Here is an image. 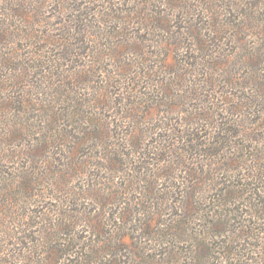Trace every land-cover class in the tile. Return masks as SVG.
Here are the masks:
<instances>
[{
  "label": "rangeland",
  "instance_id": "374dc122",
  "mask_svg": "<svg viewBox=\"0 0 264 264\" xmlns=\"http://www.w3.org/2000/svg\"><path fill=\"white\" fill-rule=\"evenodd\" d=\"M261 166L264 0H0V264H199L236 222L258 245L250 195L234 223L209 197L263 198Z\"/></svg>",
  "mask_w": 264,
  "mask_h": 264
},
{
  "label": "trees",
  "instance_id": "16d2710c",
  "mask_svg": "<svg viewBox=\"0 0 264 264\" xmlns=\"http://www.w3.org/2000/svg\"><path fill=\"white\" fill-rule=\"evenodd\" d=\"M210 127H213V126L210 125ZM215 129L217 130V134H219V132H223V134H226V132L229 131V129L226 128V127L225 128H219V127L216 128L215 127ZM218 137L219 136H216L215 137L216 140L213 138V140L211 142H209V143H206V141L201 142V143H196L197 142V138H191V139H187V140L185 139L186 142H185L184 145L187 146V148H180L179 150L182 151V153L184 155H185V153L188 154L189 157H192V156L195 157V155L196 156H200V157L202 156L203 157V156L206 155V153H205V151H203L205 149H201V148L202 147L205 148V147H207L209 145H213V144L216 145L217 143H221V141H220V139H218ZM222 138H224V136H222ZM256 140L257 139H253L254 142ZM192 142H193V144L190 145V147H189L188 144H190ZM191 150L194 151V153H196V154H194L193 152H191ZM260 170H261V172L264 171V167L261 166L260 167ZM254 178H256L254 181H256L257 184L258 183L264 184V175L263 174H261L260 176L255 175ZM240 184L243 185V186L244 185L245 186H247V185L250 186L251 185L248 182H245V183L243 182V183H240ZM231 186L238 187L237 185H231ZM259 187H261V190L259 189V191L263 192V194H264V190H263L264 189V186H260L259 185V186H257V189ZM226 188H227V186L225 185L223 188L219 189L220 190L219 193H216L217 191H215V192H213V190L211 191L210 194H212V195H210V197L209 196L208 197H209L210 200L212 199V206H213V208L212 209H209L210 211L211 210L212 211H215L214 210V207H216L217 209L222 208L221 210L224 213L221 214V212H219V215L221 214L224 217L230 216L229 218H230L231 223H234L235 222V219H236V216H235L236 214L234 213V209H230V208L227 209L225 207L227 206V204H230L231 205V202H232V204H234V201H235L236 198H239L237 200H241V199L244 200V197H247V194H248V195H250V198H253L256 201V208L254 206L255 214L252 215V216H255V218L262 219L264 221V196H263V198H260L262 196L259 195V192H256L255 191V188L252 189V190L251 189H248V187L247 188H241V190L243 189V193L244 192L245 193L242 194V195L239 194V195H237V197H230V195L228 193H226ZM223 192H225V195L223 194ZM250 198H248V199L250 200ZM248 199L245 198V200L248 202V205H250V202H249ZM205 208L206 207L198 208V211H197L198 214H197V216L199 215L201 217L200 213ZM223 208H224V210H223ZM191 216H193V219L194 220L201 219L200 217H197V218L194 217V213L191 214ZM187 218H189V214L187 215ZM236 223H238V222H236ZM236 223L233 224V226L237 225L236 229L242 230L241 229L242 227L246 228V230L245 229H244V231L242 230L243 233H241V235L238 234L237 237H236V238H241V240L244 243H241L240 245H236L233 248H231V246H229L228 244H225L224 245V249H222L221 245H218L216 247L213 246L211 249H209L208 247H205L204 245H201V250L199 248L198 255L196 257V259L198 258L197 261H198L199 264H205V259H207V258L210 259L211 262L217 261V260L219 261L221 259H225V261L227 262V264H248V262H249V260L251 258H248L247 257L245 251L246 250H249V251H253V253H254L256 248L261 249L259 251V254H261L260 255V258H263L264 257V239L258 245L253 244L251 242H248V240H247L249 238L250 239L255 238L253 236V232H254L255 229H258V227H252L249 224L247 225V224H243V223H238V224H236ZM208 224H210V222H208ZM248 229H249V231H251V233L249 231H247ZM259 231H260V229H259ZM260 232L262 233L263 231L261 230ZM209 234H211V233H209ZM211 236H212V234H211ZM208 237H210V236L206 235L205 236V239H208ZM225 242L226 241H224V243ZM232 242L235 243L236 241L235 240H232ZM245 245H248V247H246ZM202 247H203V249H202ZM227 247H228V249H227ZM215 249H217V250H215ZM214 250H215V252H214ZM214 254H218V256H214ZM80 255L81 256H79V257L82 258V256H83L82 253ZM191 258H193V257H191ZM85 260H87V259H85ZM91 261L92 260H89L88 262H91ZM193 261H195L194 258H193Z\"/></svg>",
  "mask_w": 264,
  "mask_h": 264
}]
</instances>
